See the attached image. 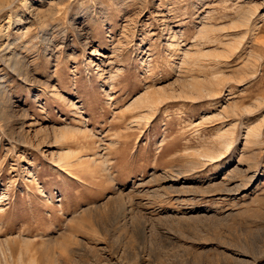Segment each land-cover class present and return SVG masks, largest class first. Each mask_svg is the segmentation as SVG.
Masks as SVG:
<instances>
[{
    "label": "rangeland",
    "instance_id": "1",
    "mask_svg": "<svg viewBox=\"0 0 264 264\" xmlns=\"http://www.w3.org/2000/svg\"><path fill=\"white\" fill-rule=\"evenodd\" d=\"M0 264H264V0H0Z\"/></svg>",
    "mask_w": 264,
    "mask_h": 264
},
{
    "label": "bare ground",
    "instance_id": "2",
    "mask_svg": "<svg viewBox=\"0 0 264 264\" xmlns=\"http://www.w3.org/2000/svg\"><path fill=\"white\" fill-rule=\"evenodd\" d=\"M195 85V84H194ZM196 89V88H195ZM167 91L166 90H163L162 92L160 93H157L158 95V98L155 99V97L151 94V93H148V92H145L143 94H140L135 100L137 102H145V103H149V107H150V104L154 103L155 101H161L162 100V97L165 96V93ZM230 144V143H229ZM214 156V155H213ZM10 251V250H9ZM6 253V252H5ZM34 261V260H33ZM22 262V261H21Z\"/></svg>",
    "mask_w": 264,
    "mask_h": 264
}]
</instances>
